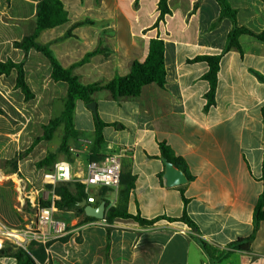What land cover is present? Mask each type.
I'll list each match as a JSON object with an SVG mask.
<instances>
[{
    "label": "crops",
    "instance_id": "1",
    "mask_svg": "<svg viewBox=\"0 0 264 264\" xmlns=\"http://www.w3.org/2000/svg\"><path fill=\"white\" fill-rule=\"evenodd\" d=\"M61 1L69 21L44 30L38 38L50 45L61 65L67 68L79 62L100 43L109 51L75 70L83 84L127 75L134 61L146 59L151 39L164 41V88L150 84L138 97L120 101L108 91L94 95L99 117L109 124L103 131L101 154H120L122 180L134 185L128 212L157 220L150 226L123 218L108 224L76 210H56L55 218L67 224L68 234L50 244V253L32 243L29 251L36 264H213L199 239L218 252H229L216 264H264V222L250 251L229 247L253 234L254 208L263 191L264 43L242 35L241 51L224 52L234 25L227 18L219 20L216 0H168L170 13L157 27L159 0ZM228 1L237 10L239 26L255 33L264 30V0ZM38 2L0 0V62H24L25 81L34 94L26 100L16 87V69L0 74V163L30 148L35 136L43 135L41 126L64 110L68 85L53 80L50 61L35 49L26 54L14 46L34 30ZM84 20L94 24L77 27L74 37L65 38L74 23ZM220 54L215 104L206 109L209 83L204 75L209 67L204 61H190ZM94 117L83 101H77L74 124L82 132L78 141L86 137L93 144ZM60 142L61 138L56 148L54 139L39 142L19 160L15 173L0 168V217L8 224L22 227L34 221L31 209L20 201L21 180L39 193L37 198L56 199V188L49 190L44 169L35 164ZM160 142L186 162L191 181L166 186ZM90 149L71 145L74 159L69 162L76 178L87 173ZM76 178L69 183L72 193ZM123 187L104 193L92 187L87 193L96 203L104 197L112 207L119 204ZM184 210L197 229L180 220ZM17 263L13 256L0 257V264Z\"/></svg>",
    "mask_w": 264,
    "mask_h": 264
},
{
    "label": "trees",
    "instance_id": "2",
    "mask_svg": "<svg viewBox=\"0 0 264 264\" xmlns=\"http://www.w3.org/2000/svg\"><path fill=\"white\" fill-rule=\"evenodd\" d=\"M220 6L221 12L219 20L229 19L233 23V28L228 34L227 46L224 52L231 49L242 50L239 38L242 35H249L257 38L264 43V30L261 33H255L246 27L239 26L237 22V10L234 9L228 0H216ZM100 0H95L96 4H99ZM158 10L160 12L159 18L155 23V27L164 20L165 16L170 13L168 6V0H159ZM69 21L68 12L64 7L61 0H39L37 5V15L35 28L32 32L28 33L21 42H15L16 48L22 49L26 54L31 49L42 53L51 63L52 66V78L55 82H65L68 85V92L65 98L64 110L59 117L53 118L47 125H42V136H35L34 142L30 148L23 152H19L15 158L0 163V168L6 173L17 172V165L19 160L23 159L31 153V151L41 141L51 142L59 129L62 128V136L59 147L56 150L48 151L46 157L35 164L37 169L52 170L55 163L59 160L60 156H63L68 161H73L74 156L71 152V145L76 143L81 137L82 132L77 130L74 124V113L77 101H83L85 104L94 101V95L101 91H108L116 101H120L125 98L138 97L142 89L150 84H156L160 88H164L166 84V69H165V44L161 39H151L148 46V54L144 61H134L131 65L130 72L125 76L116 75L111 80H103L92 84H83L80 76L75 73V70L91 60L92 57L103 54L108 55L109 51L104 49L101 45L88 53L77 63H74L70 67H63L57 57L54 55L49 44H42L38 41V38L44 30L51 29L60 25H63ZM86 24H94L91 20H84L76 22L69 29L65 38L74 37L73 30L77 27L84 26ZM222 54L220 55H203L198 56L190 62L204 61L208 64V72L204 75V79L209 83V91L206 94L207 103L205 108L208 109L215 104V96L217 90V79L220 70V63ZM16 69L18 72L16 87L21 89L25 95L26 100L34 98V94L29 89L25 81L24 62L14 63L13 61H7L5 63L0 62V74H9L11 70ZM0 113L2 111L0 110ZM264 116V108H263ZM95 131L94 142L90 149V161H99L103 158L101 154L102 145L105 143L103 131L109 126L100 117H94ZM161 155L160 157L167 159L173 163L175 167L182 170L188 181H191L193 177L188 172L186 162L177 157L170 146L165 142L159 143ZM261 181L263 183V191L260 194L257 203L254 208V231L253 234L246 238H239L232 242L229 247L239 251H250L252 242L256 237L257 230L264 222V156L262 161V174ZM123 184V189L119 193V204L117 206L109 207V202L103 197L100 201L95 203L99 205L102 201L106 202V215L105 220L108 224H112L116 218L132 219L141 225L150 226L153 225L157 219L148 220L143 218L140 214L133 215L128 212L127 203L130 191L133 188V182H124L122 180L120 185ZM69 183L59 185L55 189L56 199L53 203L41 202L44 207H53L57 211H70L76 210L81 213H85V206L82 205L84 200L87 201L88 193L86 186L82 183L75 181V193H72L69 188ZM107 188H103V192ZM181 195L184 204L187 205L188 199L184 194V187H181ZM92 219V217H87ZM175 221L177 219L168 218ZM180 220L186 222L190 227L197 229L196 224L189 218L186 210H184L183 216ZM108 229V243H109ZM199 243L203 250L207 253L209 258L216 264L222 258L229 255V252H218L213 249L207 242L199 239ZM1 256H13L17 259V264H36L30 251H26L22 248H15L7 245L0 251Z\"/></svg>",
    "mask_w": 264,
    "mask_h": 264
},
{
    "label": "built area",
    "instance_id": "3",
    "mask_svg": "<svg viewBox=\"0 0 264 264\" xmlns=\"http://www.w3.org/2000/svg\"><path fill=\"white\" fill-rule=\"evenodd\" d=\"M122 162L120 154H105L99 161H90L87 166V173L84 177L74 176L71 162L59 160L52 170L43 171V180L49 190L75 180L90 188H117L121 182ZM21 198L23 207L31 209L34 221L26 226L17 227L8 224L0 217V251L7 245L15 248H22L29 251L32 243L42 245L46 252L50 253V244L68 234L66 223L55 218L56 209L53 205L44 207L41 202H51L48 197L40 195L35 189L29 187L21 180ZM87 203L95 204V198L88 195ZM105 220V219H104Z\"/></svg>",
    "mask_w": 264,
    "mask_h": 264
},
{
    "label": "water",
    "instance_id": "4",
    "mask_svg": "<svg viewBox=\"0 0 264 264\" xmlns=\"http://www.w3.org/2000/svg\"><path fill=\"white\" fill-rule=\"evenodd\" d=\"M87 108L98 118L97 104L95 101L86 104ZM165 165V184L168 187L181 186L188 182L186 174L174 166L167 159H162ZM85 206V214L89 217L104 220L106 215V202L102 201L99 205L89 204L86 200L82 202Z\"/></svg>",
    "mask_w": 264,
    "mask_h": 264
},
{
    "label": "rangeland",
    "instance_id": "5",
    "mask_svg": "<svg viewBox=\"0 0 264 264\" xmlns=\"http://www.w3.org/2000/svg\"><path fill=\"white\" fill-rule=\"evenodd\" d=\"M62 136V128L60 130L57 131L56 133V136L54 138V142L55 143V148L57 147V142L60 141V138ZM86 140L84 142H76V143H73L72 145L76 146V148H81L82 150H89V148L91 147V143L90 142H87V138L84 137ZM61 158H64L63 156H60ZM225 251H228V250H225ZM233 264H236V263H233Z\"/></svg>",
    "mask_w": 264,
    "mask_h": 264
}]
</instances>
